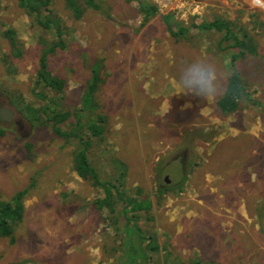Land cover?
<instances>
[{"label":"rangeland","instance_id":"374dc122","mask_svg":"<svg viewBox=\"0 0 264 264\" xmlns=\"http://www.w3.org/2000/svg\"><path fill=\"white\" fill-rule=\"evenodd\" d=\"M74 1L83 10L79 18L65 0H51L59 35L18 0H0V108L13 114L10 122L0 121V202L25 192L15 240L0 239V264H118L127 239L139 245L138 236L124 230L126 205L113 202V213L93 208L103 190L73 169L81 141L90 143L88 157L101 181L114 182L122 164L124 197L154 203L138 218L141 248L148 236L159 248L147 252L146 264H264V171L260 181L255 171L264 168V0L260 8L253 0H95L100 11L87 6L89 0ZM219 20L253 49L235 68L257 105L244 101L227 115L216 107L227 81L208 99L175 86L193 59L234 69L231 58L239 50L232 39L223 40L225 30L195 27ZM167 24L188 34L175 39ZM7 30L17 40L18 58L3 36ZM61 39L64 47L54 48ZM51 48L48 71L64 79L65 88L56 94L43 87V93L70 113L59 124L68 137L28 120L29 107L47 103L35 96V81L40 56ZM94 64L106 77L94 98L106 120L97 137L76 128L74 115ZM186 175L181 193L158 198L164 183L180 185ZM139 256L138 247L136 262Z\"/></svg>","mask_w":264,"mask_h":264},{"label":"trees","instance_id":"16d2710c","mask_svg":"<svg viewBox=\"0 0 264 264\" xmlns=\"http://www.w3.org/2000/svg\"><path fill=\"white\" fill-rule=\"evenodd\" d=\"M67 8L71 11H73V14L76 18L81 17V14L83 12L81 7H78L76 1L74 0H65ZM129 1V0H128ZM19 6L26 11L28 15H37V17H43L46 19L45 22L40 21L42 24V27L52 29V26L50 23L54 24L55 30L57 34L61 35L60 33V26L56 24L57 21L51 20L52 11L50 10L49 6L51 3V0H18ZM92 9L101 10V6L96 3L95 0H89L86 4ZM141 9L146 14L149 13V7L142 4ZM45 13V15H43ZM150 15V13L148 14ZM149 17H145L144 21L142 23L145 24L148 21ZM166 20H170V17H166ZM260 25H262L260 23ZM168 30L170 34L175 39H180L181 37H184V35L188 34V28L186 27H179L178 29L174 30L172 25H168ZM198 29L202 30H213L214 31H222V29L225 30L226 35L224 36L223 40L234 41V48L239 50L238 54H235L231 58L232 66L234 69H232L231 73V80L227 81L226 89L223 93V95L218 99L216 102V107L219 110V112L223 115H227L230 113H234L238 110L240 104L244 101L250 100L252 104H256V101H253L250 96H248V91L246 90L245 86L243 85V81L240 77V75L237 73V70L235 68V61L236 59L242 55L245 51H248L250 53L253 52V49L247 46L248 44L245 41L238 40L235 36V34L232 33V30L230 26L224 21H211L206 22L203 25H196L195 26ZM3 36L8 41L9 47L12 51V55L15 58L20 57L21 52L18 49V43L17 40L14 37L13 31L7 30L3 33ZM245 42V43H244ZM247 44V45H246ZM60 47L63 48L62 39L56 43H54V48ZM53 48H51L48 52H43L39 59V70L37 71L36 75V87L39 88V92L35 93V96L42 100L47 101L46 105L41 107L40 109H34L29 107L28 108V120H30L31 123L33 122H39L44 125H50L52 128V131L62 137H68V134L63 132L59 124L65 123L70 116V113L68 111L62 112L57 109L58 103L54 101L53 99H47L46 95L43 93V87L50 88L52 91H54L56 94L62 93V91L65 88V80L62 78H58L51 74V72L48 71L47 64H46V57L48 53H51ZM104 67H102L99 64H94L91 68V76L90 80L88 82V85L83 92V95L81 97V106L79 109H76L74 115L76 119V128L80 127V130L83 128L86 131H88L92 136H100L103 132V125L105 124V115L102 113H99V107L97 103L95 102V94L98 92L100 85H102L106 77L101 74L103 72ZM44 118V119H43ZM5 134V131L3 129H0V137ZM73 136H75V133H72ZM81 141V140H80ZM81 148L75 153L73 158V169L78 173V175L85 181H90L94 186H98L99 188H102V194L103 196L99 199H96L93 202V208L97 211H101L102 209H107L109 212H114L113 208V202H119L123 205H126L124 208H122V212L125 213V228L127 237L135 234V236H138L139 240H137L139 243L134 244V241L131 239H127V241L124 242L123 246V252L122 257L120 259V262L118 264H122L123 260L126 264H146V262H149L148 254L147 252H158L159 248L156 245H152L153 243V237L148 236L146 237L148 242L146 245V248H141V243L143 238L145 237L144 232L141 230V228L138 226V218L140 217L139 214L142 212H150L154 208V203L150 201L148 198L146 199H132L124 197L122 188L124 186V179L126 176L125 166L120 164L123 168L122 173H120L115 179L114 182L110 181H101L99 179V175L96 172L95 168L91 165L89 157H88V149L90 146V143L88 141H81ZM259 170V171H258ZM255 170L257 173L256 178L260 181L261 173L260 171H264V168ZM187 172V171H186ZM188 174V172H187ZM187 180V175L183 176V178L180 180L181 184L178 185H168V183H164L163 187H160L157 189V196L160 198L161 196L166 195L167 193L172 194H178L181 193L184 187V184ZM179 186V188H178ZM25 192H17V194L13 197L10 201H3L0 202V239H8L10 242H13L15 240L14 231L15 228L20 224V222L23 219V198H24ZM130 214V215H129ZM135 243H138V242ZM137 247V249H136ZM138 247H139V253L140 256L138 257V260L136 262L135 258L138 254ZM117 259V261L119 260ZM131 260H133L131 262ZM123 263V264H124ZM17 264V263H13ZM190 264H217L213 261L210 262H200L195 261Z\"/></svg>","mask_w":264,"mask_h":264},{"label":"clouds","instance_id":"9594fccd","mask_svg":"<svg viewBox=\"0 0 264 264\" xmlns=\"http://www.w3.org/2000/svg\"><path fill=\"white\" fill-rule=\"evenodd\" d=\"M255 3L260 4L261 0H255ZM231 73L230 67L221 69L205 58H197L183 66L175 86L183 93L187 92L208 99L224 91L225 82L232 78Z\"/></svg>","mask_w":264,"mask_h":264},{"label":"flooded vegetation","instance_id":"af4514ba","mask_svg":"<svg viewBox=\"0 0 264 264\" xmlns=\"http://www.w3.org/2000/svg\"><path fill=\"white\" fill-rule=\"evenodd\" d=\"M4 110H8V109H4ZM7 117V113H5V111L2 110V108H0V121L4 122V123H8V121L4 120L3 118ZM13 118V117H12ZM12 120V119H11ZM10 120V121H11ZM9 121V122H10ZM150 259V257H148Z\"/></svg>","mask_w":264,"mask_h":264},{"label":"water","instance_id":"95a60500","mask_svg":"<svg viewBox=\"0 0 264 264\" xmlns=\"http://www.w3.org/2000/svg\"><path fill=\"white\" fill-rule=\"evenodd\" d=\"M2 110L5 111V113H7V117L6 118L4 117L3 119L9 122L12 119V115H13L12 112L9 110H4V109ZM165 181H167V179H165Z\"/></svg>","mask_w":264,"mask_h":264},{"label":"crops","instance_id":"0c3cea01","mask_svg":"<svg viewBox=\"0 0 264 264\" xmlns=\"http://www.w3.org/2000/svg\"><path fill=\"white\" fill-rule=\"evenodd\" d=\"M254 4V3H253ZM255 5V7H257V8H260V5H258V4H254ZM261 10H263V12H264V9H261ZM207 22H209V21H207ZM243 103V102H242ZM250 103L252 104V102L250 101ZM253 105V104H252ZM235 113V112H234Z\"/></svg>","mask_w":264,"mask_h":264},{"label":"built area","instance_id":"2783aa9c","mask_svg":"<svg viewBox=\"0 0 264 264\" xmlns=\"http://www.w3.org/2000/svg\"><path fill=\"white\" fill-rule=\"evenodd\" d=\"M253 2H255V0H253ZM257 4V3H256Z\"/></svg>","mask_w":264,"mask_h":264}]
</instances>
